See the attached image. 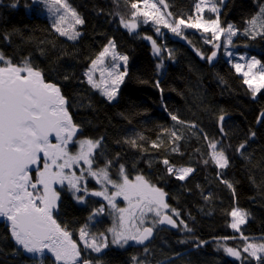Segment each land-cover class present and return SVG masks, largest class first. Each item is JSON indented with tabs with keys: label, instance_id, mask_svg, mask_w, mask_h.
<instances>
[{
	"label": "trees",
	"instance_id": "1",
	"mask_svg": "<svg viewBox=\"0 0 264 264\" xmlns=\"http://www.w3.org/2000/svg\"><path fill=\"white\" fill-rule=\"evenodd\" d=\"M164 1L174 19L195 16L198 0ZM67 2L85 21L75 40L56 32L51 14L41 2L0 0L1 53L14 64L28 60L43 71L46 81L60 86L81 129L78 139L101 141L96 166L111 161L109 171L119 179V166L124 165L130 179L143 175L167 194L169 210L179 213L172 215L179 221L178 228H157L147 255H143V247L132 245L129 250L150 264H232L228 254L215 246L219 239L240 250L247 244L230 226V212L239 208L247 213L242 233L264 232V119L258 124L264 111V90L253 98L244 77L222 56L220 48L219 59L210 64L208 57L215 47L203 32L187 29L177 39L169 33L157 36L151 25H139L135 31L123 27L121 18L131 17L130 5L135 0ZM261 8L264 0H227L219 19L222 25L231 23L237 28L234 42L239 50L257 56L264 64V36L253 39L246 32L248 21ZM147 37L160 46V55ZM111 40L129 58L128 75L114 101L89 84L86 75ZM172 132L181 139L175 140ZM210 141H219L218 149L225 151L228 167L220 169L211 159ZM165 159L174 167L194 171L185 180L176 179L167 172ZM89 184L91 192L100 191L97 184ZM58 192L55 217L76 239L85 225L94 235L106 233L112 225L113 212L93 221L98 208L109 206L100 197L90 195L81 204L67 185L58 187ZM122 200L117 206H126ZM82 249L84 258H96L92 250ZM0 264L55 263L49 256L43 260L26 256L0 222ZM235 264H264V260Z\"/></svg>",
	"mask_w": 264,
	"mask_h": 264
},
{
	"label": "snow or ice",
	"instance_id": "2",
	"mask_svg": "<svg viewBox=\"0 0 264 264\" xmlns=\"http://www.w3.org/2000/svg\"><path fill=\"white\" fill-rule=\"evenodd\" d=\"M50 11L59 14L57 23L54 25L56 32L68 39L75 40L80 36L77 25H83L84 20L78 12L71 7L67 0H48ZM159 5L167 8L164 0H135L131 3L134 10L132 18L121 22L125 28L135 31L138 27L137 17H141L144 23L149 19L156 24H162L176 35H181V27L203 29L204 32L211 33L212 40H220L221 36L227 34V43L232 44V36L237 30L229 24L226 28L221 27L219 19V9L213 0H199L195 4V17L176 18L172 22L167 17L172 13L162 12ZM205 8L212 13H216L215 19H204L202 13ZM63 10V12L61 11ZM259 17L248 21L252 38L257 35L264 36V8L260 10ZM69 17L71 23H68ZM67 23V27H64ZM159 32V28H157ZM151 40L156 53L161 49L157 47L156 41ZM216 49L220 48L215 44ZM228 55H232L228 53ZM111 57L112 61H122L125 70L121 71L119 63H113L110 68L101 71V83L93 80V72L98 65L105 63L106 57ZM217 56V51H212L208 60L211 61ZM127 55L116 52L114 41L104 47L99 56L92 61L91 68L86 73L88 83L93 87L101 88L108 100H113L127 75L126 65ZM243 59V57H241ZM259 67V71H254ZM237 72L242 73L244 83L248 85L253 98L262 88H264V64L255 57L249 59L248 63L234 64ZM107 72L109 79L104 78ZM255 82V83H254ZM264 115V113H262ZM173 120L178 117L173 115ZM221 116L220 120L223 121ZM182 123V121H181ZM194 127V126H193ZM80 131L79 125L75 124L68 110V100L62 94L57 83L46 81L44 73L34 67L28 60L22 64H14L10 58H6L0 53V217L6 218L10 222L11 236L15 242L25 251L33 254H43L45 251L52 253L57 264H92V262L82 257L81 245L72 239V234L62 227L54 217V211L58 210L59 192L56 185H65L75 193L83 191L98 197H103L108 205L117 213V224L109 229L112 233V243L121 247L129 241L144 244L152 235L155 225L168 224L177 227L176 220L167 214L169 204L166 202V193L155 184H152L143 175H136L130 179L124 165H120V180L113 179L109 169L111 161L106 162L104 167L94 168L96 149L100 147V140L75 139ZM171 135L175 140L181 139L176 132ZM255 135V133H252ZM55 138L56 143L52 142ZM76 144L78 150L71 152L69 145ZM135 145V141L132 142ZM219 141H210L211 159L220 168L228 167L229 160L223 148L218 149ZM156 145L154 144L153 147ZM243 144L240 145L242 149ZM173 151H178L174 148ZM208 161H205L207 163ZM163 163L168 166L167 172L174 174L176 179L185 180L194 171L191 167H181L176 169L165 159ZM81 164L86 168H80V175H77L76 168ZM35 169L37 175L32 176ZM96 179L102 185V191L88 192L84 172ZM229 188L232 185L225 181ZM114 191L109 193L108 186ZM235 190L233 189V192ZM122 197L127 202L126 208H119L116 199ZM83 200L82 196L76 197ZM176 216H179L175 209H172ZM104 208L96 210L97 214H102ZM152 215L151 226H146L148 216ZM233 218L231 227L237 232L241 225L246 223L247 213L239 208H234L230 212ZM183 224V221H180ZM184 228L188 231L184 224ZM242 235V234H241ZM79 239L84 249H91L100 253L108 247V237L100 234L97 237L88 231L87 225L79 229ZM227 239V238H224ZM247 240V237H243ZM206 243L201 241L200 244ZM200 245L197 244V247ZM147 250V249H146ZM225 251L230 255L240 258L241 252L232 247H226ZM244 253H248L256 260H264V243H248L243 248ZM136 259V258H133Z\"/></svg>",
	"mask_w": 264,
	"mask_h": 264
},
{
	"label": "rangeland",
	"instance_id": "3",
	"mask_svg": "<svg viewBox=\"0 0 264 264\" xmlns=\"http://www.w3.org/2000/svg\"><path fill=\"white\" fill-rule=\"evenodd\" d=\"M39 2H41L44 6V8L46 9V11L48 12V14L50 13L51 14V17H52V22H53V26L57 23V17L59 14H54L52 11H50V3L48 2V0H37ZM227 0H213V2L216 4V6L218 7L219 9V15H220V12L222 10V3H225ZM153 2H156V0H153ZM165 2V1H164ZM199 2V0H198ZM68 3V2H67ZM166 4V3H165ZM158 7H160L161 11L162 12H169L167 8H164L163 5H159L158 4ZM63 12V10H61ZM134 10H132L133 12ZM199 15L197 12L195 13V16ZM203 15V18L204 19H215L216 18V13H212L210 11H208L207 8H205L204 12L202 13ZM261 15V13H259L256 17H259ZM194 16V17H195ZM122 18L127 21V20H130L132 18L129 17L127 18L125 15L122 16ZM121 18V19H122ZM169 19L170 22H172L174 20V18L171 16V17H167ZM137 24L138 26L139 25H151L155 28L156 30V33H157V36L159 35H163L166 31L167 32H170V33H173L171 32L170 29L168 28H165L162 24H156L153 20L149 19L147 23H144L143 22V19L141 17H137ZM68 23H71V18L69 17L68 19ZM122 23V22H121ZM221 24V23H220ZM231 24V23H230ZM123 25V23H122ZM234 26V28L237 30V28L235 27L234 24H231ZM64 27H67V23L65 25H63ZM228 25H222L221 24V27H224L226 28ZM82 25H77L76 26V29L77 31L80 32V35L82 34V29H81ZM124 27V26H123ZM55 28V27H54ZM157 28H159V32H157ZM128 29V28H127ZM189 28L187 27H184L182 26L181 27V31L182 30H187ZM250 29V26L247 27L246 30ZM129 30V29H128ZM202 32L206 34L207 36V40L211 39V33H207V32H204L203 29H202ZM250 36H252L250 34V32H247ZM238 35V30H237V33L236 35L232 36V44H228L227 43V34H224L221 36L220 40H212L211 42V45H215V44H219L220 45V50H221V54L234 66V64L236 63H241V64H247L249 59L252 58V57H255L257 60H259V58L255 55H252V54H249L248 51H244V50H239L238 46L235 44L234 40L236 38V36ZM178 36V35H177ZM66 37V36H65ZM160 37V36H159ZM68 38V37H67ZM111 41H114V40H111ZM115 42V41H114ZM109 44V43H108ZM107 44V45H108ZM116 45V43H115ZM157 47L160 48V46L156 43ZM161 49V48H160ZM216 49V48H215ZM218 50V49H217ZM116 52L121 54V55H124L122 53H120L118 50H117V47H116ZM154 52H155V49H154ZM1 53V51H0ZM156 53V52H155ZM228 53H231L232 55H228ZM157 55H160L161 54V51L159 53H156ZM241 57H243V59H241ZM113 63H119L121 65V68L120 70L123 71L125 70V66L123 64L122 61H112L111 57H106L105 58V63L103 65H98L97 69L94 70L93 72V80L96 82V83H101V71L105 68H110L111 65ZM261 64H263L261 62ZM91 68V66H90ZM89 68V69H90ZM159 68L160 70H163V64L162 63H159ZM126 70H127V75H128V72H129V59H128V62H127V65H126ZM89 71V70H88ZM254 71H259V67L257 69H255ZM242 75V73H240ZM127 75L125 76L124 78V81L127 77ZM243 76V75H242ZM104 78L107 80L109 79L108 76H107V72L104 73ZM87 80H88V77H87ZM123 81V83H124ZM120 84L119 86V90H118V93L116 95V98L113 99L112 101L116 100L118 98V94H119V91H120V88L121 86L123 85ZM255 83V82H254ZM96 88V87H95ZM102 88H103V85H101V88H96L97 90H99V92L103 95V91H102ZM264 90V88H262L260 91ZM259 93V92H258ZM105 96V95H104ZM106 97V96H105ZM79 140V139H78ZM69 150L71 152H76L78 150V146L74 143V144H71L69 145ZM97 150V149H96ZM87 166L86 165H83L81 164L79 167L76 168V173L77 175H80V168H86ZM94 168H97L98 166H96L95 164L93 165ZM99 167H104V166H99ZM182 167H186V166H182ZM176 169H179L181 167H175ZM110 172V171H109ZM36 175H37V172L35 171ZM111 177L113 179H115L113 177V175L110 173ZM84 177H85V181H86V187L88 189V192L91 193L90 189L88 188V185L90 182H94L95 184L98 185V188L100 191L103 190V187L101 184H99L96 179H94L93 177L89 176L88 173L85 171L84 172ZM33 179H35V177H33ZM117 181L120 180V177L119 179H115ZM65 185H67L65 183ZM63 185V186H65ZM58 187H61V185H56L55 188H56V191L58 192ZM70 189V188H69ZM108 189H109V193H111L112 191H114V189H112V187L109 185L108 186ZM71 190V189H70ZM72 191V190H71ZM73 192V191H72ZM73 195L75 197V199L80 202V203H85L86 199H87V195H90V194H85L83 191H81L80 193H75L73 192ZM78 196H82L83 197V200H78L76 197ZM104 200L103 197H100ZM122 200L120 197H118L116 199V203L117 201H120ZM105 202H107L106 200H104ZM123 201V200H122ZM167 202V201H166ZM58 205H59V201H58ZM128 205H127V202H126V206L124 207H120V205H118L117 207L119 208H126ZM104 208V212L102 214H97L93 217V221H97V218L100 217L101 215L105 214V213H110V212H113L111 215H112V225L108 228V230L106 231V233H103V235L107 236L108 237V247L103 249L100 253H97L95 251H93V253L96 255V258L95 259H92V258H89L88 260H90L92 262V264H150L148 263L147 261H144L143 259H141L140 255H138L135 252H133L132 250H129L130 247L132 246V242L129 241L128 244L124 245V246H120V245H117V244H113L111 241H112V233L109 231L110 228H112L113 226H115L117 224V216H118V213L112 209L110 206H108V209L106 211V207H103ZM57 211V210H56ZM167 213H170L171 215L175 216V214L173 213V211L171 210H166ZM244 211V210H243ZM245 212V211H244ZM110 215V214H109ZM248 219V215L246 216V221ZM148 223L146 224V226H151V222L153 221V217L151 214H149L148 218ZM232 222H233V218H232ZM231 222V223H232ZM159 224L157 223L154 227V229H157L159 228ZM242 226V225H241ZM241 229V227H240ZM235 230V229H234ZM236 231V230H235ZM240 234L241 237H247V244L248 243H264V232H262L261 234H257V235H253V236H249V235H246L244 233H242L241 231L238 232ZM242 234V235H241ZM100 235V234H99ZM99 235H96L97 237H99ZM77 242L81 245V247L83 248V244L82 242L80 241L79 239V234H78V240ZM215 246L224 251L226 254H228L226 251H225V248L226 247H229L228 245L225 244V242L221 239L219 240H216V243H215ZM147 249V250H146ZM236 249V248H235ZM91 250V249H89ZM241 252V256L240 258H237V257H234V256H230L228 254V256L230 257V262L232 264H235V263H244L250 259H255L253 257H251L248 253H244L243 252V249L240 250V249H237ZM149 253L148 251V247H146L143 251V255H147ZM132 255V257H130L129 255ZM264 255V254H262ZM133 258H136V259H133ZM131 260V261H130ZM258 261V260H257Z\"/></svg>",
	"mask_w": 264,
	"mask_h": 264
},
{
	"label": "water",
	"instance_id": "4",
	"mask_svg": "<svg viewBox=\"0 0 264 264\" xmlns=\"http://www.w3.org/2000/svg\"><path fill=\"white\" fill-rule=\"evenodd\" d=\"M218 57H219V54H218V52H217V56L214 58V59H212L211 61H209L210 62V64H214L217 60H218ZM62 92V91H61ZM63 94V93H62ZM69 110V109H68ZM70 112V111H69ZM70 114H71V112H70ZM72 115V114H71ZM264 115H261V118L263 117ZM72 118H73V116H72ZM260 118V119H261ZM73 121H74V118H73ZM74 123H75V121H74ZM76 124V123H75ZM80 132H81V129H80V131L77 133V136H76V138L78 137V135L80 134ZM75 138V139H76ZM52 142L53 143H56V141H55V138H52ZM36 170L35 169H33L32 170V176H33V173L35 172ZM55 212V211H54ZM168 215H170L169 213H167ZM53 215H54V213H53ZM172 216V215H171ZM55 217V216H54ZM173 217V216H172ZM173 219L174 220H176L174 217H173ZM57 220V219H56ZM0 222L1 223H5V225L9 228V232H10V222H8L7 220H6V218H4V217H0ZM57 222L58 223H60L58 220H57ZM177 222V221H176ZM60 225H61V223H60ZM161 226H166V227H168V228H175V227H173V226H171V225H168V224H160ZM62 226V225H61ZM63 227V226H62ZM10 235H11V232H10ZM152 237H153V235H152ZM152 237L148 240V241H145L144 242V244H138V243H136L135 241H132L133 242V244H135V245H141V246H143V245H146L151 239H152ZM11 238H12V240H13V242L23 251V253L26 255V256H28V257H32V258H34V259H41V258H43V257H45V256H50L51 258H52V260L54 261V263L55 264H57V262L54 260V257H53V255H52V253H50V252H48V251H45L42 255L41 254H39V253H37V254H33V253H28L27 251H25L20 245H18L16 242H15V240H14V238L11 236ZM72 239L73 240H75L74 239V237H73V235H72ZM76 241V240H75ZM77 242V241H76ZM78 243V242H77ZM79 244V243H78Z\"/></svg>",
	"mask_w": 264,
	"mask_h": 264
},
{
	"label": "bare ground",
	"instance_id": "5",
	"mask_svg": "<svg viewBox=\"0 0 264 264\" xmlns=\"http://www.w3.org/2000/svg\"><path fill=\"white\" fill-rule=\"evenodd\" d=\"M189 29H193V28H189ZM193 30H197V31H200V32H202V29H193ZM184 30H182L181 31V33L183 32ZM165 33H169L170 35H171V37L172 38H179V37H181V35H179V36H177L175 33H170V32H165ZM160 36V35H159ZM163 35H161L160 37H162ZM238 48H239V46H238ZM215 51H217L218 52V54H219V57H220V52H219V50H217V49H214ZM213 50V51H214ZM103 51V50H102ZM223 56V55H222ZM219 57H218V59H219ZM210 63V62H209ZM89 70V69H88ZM88 72V71H87ZM107 98V97H106ZM108 99V98H107ZM112 101V100H111ZM69 109V108H68ZM263 113H264V111H263ZM261 115H262V113H261ZM264 117V116H263ZM261 118V116H260V118H259V121H258V124H260L261 123V121L264 119V118ZM81 133V132H80ZM79 136V135H78ZM76 139H78V137L76 138ZM182 167V166H181ZM187 167V166H186ZM192 174V173H191ZM94 183V182H93ZM88 186H91V184H89ZM93 192V191H92ZM71 193L73 194V192L71 191ZM60 194V193H59ZM88 196H90V195H87L86 197H88ZM94 196V195H93ZM73 197H74V195H73ZM74 199H75V197H74ZM102 199V198H101ZM76 200V199H75ZM87 200V199H86ZM77 201V200H76ZM78 202V201H77ZM86 202V201H85ZM59 203H60V199H59ZM80 203V202H79ZM81 204H84V203H81ZM58 208H59V205H58ZM107 209L108 208H106V211H107ZM58 211V210H57ZM57 211H55L54 212V216H55V213L57 212ZM56 218V217H55ZM57 219V218H56ZM58 220V219H57ZM59 221V220H58ZM177 221V225L179 226V221L178 220H176ZM63 227H66V226H64L63 224H61ZM160 225V224H159ZM178 226L177 227H175V228H169V229H176V228H178ZM159 227H166V226H159ZM166 228H168V227H166ZM66 229L68 230V228L66 227ZM156 230L157 229H154L153 230V237H152V239L146 244V245H143V246H141V245H135V244H133V242H132V245H135V246H139V247H143L144 249L146 248V247H148V245H149V243L153 240V238L155 237V233H156ZM69 231V230H68ZM70 232V231H69ZM71 233V232H70ZM72 234V233H71ZM73 235V234H72ZM74 237V236H73ZM74 239L77 241L78 239H76L75 237H74ZM81 253H82V257L84 258V252H83V249H82V247H81ZM47 256H45V257H43V258H41V259H35V260H43L44 258H46ZM50 257V256H49ZM51 258V257H50ZM52 259V258H51ZM54 262V261H53Z\"/></svg>",
	"mask_w": 264,
	"mask_h": 264
}]
</instances>
